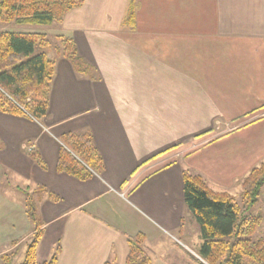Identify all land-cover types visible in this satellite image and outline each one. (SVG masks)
<instances>
[{
	"label": "crops",
	"instance_id": "obj_1",
	"mask_svg": "<svg viewBox=\"0 0 264 264\" xmlns=\"http://www.w3.org/2000/svg\"><path fill=\"white\" fill-rule=\"evenodd\" d=\"M55 32L80 61L48 53L46 115L0 112V263L23 259L30 196L39 264L57 247L56 264H126L137 236L151 264H208L183 171L234 197L264 164V0H82ZM81 131L103 161L86 180L57 170L61 137Z\"/></svg>",
	"mask_w": 264,
	"mask_h": 264
},
{
	"label": "trees",
	"instance_id": "obj_2",
	"mask_svg": "<svg viewBox=\"0 0 264 264\" xmlns=\"http://www.w3.org/2000/svg\"><path fill=\"white\" fill-rule=\"evenodd\" d=\"M82 0H0V24L16 26H49L59 23L67 12L80 7ZM135 8L131 1L125 23L132 26ZM59 46L54 53L79 66L71 39L57 35ZM47 34L38 31H0V112L27 115L40 120L47 113L49 88L55 61L48 57L51 50ZM53 50V49H52ZM62 147L57 170L86 180L103 170L102 158L93 144L89 131L70 132L61 137ZM264 187V164L254 167L243 179L240 197L244 211L234 197L214 193L199 175L183 171V197L187 210L195 219L202 239L199 255L208 264H264V239L258 236L260 217L250 214L259 202ZM32 197L25 198V211L34 225L19 264H39L36 247L41 238ZM58 247L41 264H56ZM3 264L10 258L3 256ZM105 264H115L108 261ZM126 264H151L142 245V236L129 240Z\"/></svg>",
	"mask_w": 264,
	"mask_h": 264
},
{
	"label": "rangeland",
	"instance_id": "obj_3",
	"mask_svg": "<svg viewBox=\"0 0 264 264\" xmlns=\"http://www.w3.org/2000/svg\"><path fill=\"white\" fill-rule=\"evenodd\" d=\"M58 23L54 24V25H51V26H40V27H29V26H21L22 28H25V30H29V31H38V32H43L44 31H53V29L55 28V25H57ZM20 27V26H19ZM18 26H16L15 24H12V23H9V24H0V31H4V30H17L19 28ZM28 27L30 29H28ZM58 35L57 32H55L53 35H47L49 40H50V47H51V50L52 52H54V47H57L59 46V39H56V36ZM53 49V50H52ZM179 154V153H178ZM236 189L240 190L241 189V185L238 187V188H235V191ZM231 192V190H230ZM30 197V196H29ZM234 199L236 200L237 204L240 206V208L244 211V204L241 200V197L240 195L238 194H235L234 195ZM250 214H253V216H259L260 217V223H259V226H258V236H262V238L264 239V187L262 189V192L260 194V198H259V202L257 203V205L252 208L249 212ZM33 226V225H32ZM32 235L33 234H30V236L28 237V239L25 241L26 242V245H24L25 247V250H26V247L28 245V243L30 242V240L32 239ZM199 240L200 242H202V239L200 237V233H199ZM24 242V243H25ZM19 249V248H18ZM19 251H16V254L18 255ZM8 256L10 258V264H12L15 260V257H17L15 254V257L12 256L11 257V252L10 253H7V254H4L3 256ZM3 256L1 257V263L0 264H3Z\"/></svg>",
	"mask_w": 264,
	"mask_h": 264
},
{
	"label": "built area",
	"instance_id": "obj_4",
	"mask_svg": "<svg viewBox=\"0 0 264 264\" xmlns=\"http://www.w3.org/2000/svg\"><path fill=\"white\" fill-rule=\"evenodd\" d=\"M26 149H27V151H32L33 150V146L32 145L26 146Z\"/></svg>",
	"mask_w": 264,
	"mask_h": 264
}]
</instances>
